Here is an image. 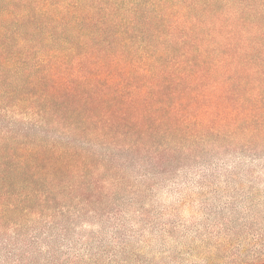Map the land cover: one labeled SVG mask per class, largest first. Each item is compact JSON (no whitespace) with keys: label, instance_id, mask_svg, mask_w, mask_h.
<instances>
[{"label":"trees","instance_id":"1","mask_svg":"<svg viewBox=\"0 0 264 264\" xmlns=\"http://www.w3.org/2000/svg\"><path fill=\"white\" fill-rule=\"evenodd\" d=\"M263 21L247 0H0V264H75L71 229L146 175L264 153Z\"/></svg>","mask_w":264,"mask_h":264},{"label":"rangeland","instance_id":"2","mask_svg":"<svg viewBox=\"0 0 264 264\" xmlns=\"http://www.w3.org/2000/svg\"><path fill=\"white\" fill-rule=\"evenodd\" d=\"M248 3L264 12V0ZM67 240L75 264H253L264 256V153L146 175L134 205Z\"/></svg>","mask_w":264,"mask_h":264}]
</instances>
